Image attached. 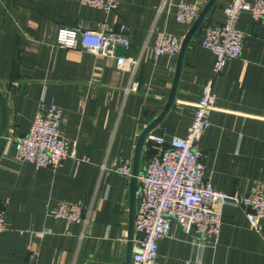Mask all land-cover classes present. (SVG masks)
<instances>
[{"label": "crops", "instance_id": "crops-1", "mask_svg": "<svg viewBox=\"0 0 264 264\" xmlns=\"http://www.w3.org/2000/svg\"><path fill=\"white\" fill-rule=\"evenodd\" d=\"M177 0H118L111 12L76 0H0V92L6 99L7 136L28 132L42 100L62 110L60 134L74 146L75 159L56 169L12 161L14 144L0 145V201H7V230L0 234V264H125L130 178L115 173L121 159H133L137 138L159 115L169 96L177 55L151 56L157 27L180 38L191 24L175 20ZM198 13L209 0H185ZM230 0H215L188 43L174 102L150 131L182 136L196 101L209 83L216 94L210 125L198 139L206 176L228 195L264 189V25L247 11L237 27L245 34L238 59L215 74L213 56L200 40L205 25L223 18ZM61 19L73 21L64 25ZM127 28L129 46L116 55L140 57L133 78L117 69L111 56L94 55L78 45L56 44L59 27L110 31ZM16 78L10 83L13 65ZM134 80L136 91L124 92ZM152 143L144 142L140 171ZM90 207L86 228L56 219L61 202ZM83 230L84 236L79 239ZM22 231V232H21ZM34 231H45L42 237ZM134 229V236L136 235ZM197 235L176 220L157 242V264H264V240L248 226L241 208L221 207L219 234L197 248ZM133 247V246H132Z\"/></svg>", "mask_w": 264, "mask_h": 264}, {"label": "built area", "instance_id": "built-area-1", "mask_svg": "<svg viewBox=\"0 0 264 264\" xmlns=\"http://www.w3.org/2000/svg\"><path fill=\"white\" fill-rule=\"evenodd\" d=\"M82 5L111 12L118 7V0H76ZM166 0H162L159 10ZM175 20L191 24L196 18V7L185 0L174 4ZM247 11L253 22L264 25V0H230L223 8V18L213 25H205L200 44L213 56L212 70L219 73L228 61L238 59L242 53L245 34L237 27L239 14ZM56 44L64 48L78 45L94 55L111 56L117 69H128L133 78L140 64V57L116 55L118 45L129 46L127 28L120 24L116 29L105 31L92 28L61 26L56 33ZM180 48V38L157 27L149 45L153 57H175ZM138 83L132 80L124 92L136 91ZM216 94L210 83L205 86L196 101L191 117L182 136L165 137L149 132L146 141L155 145V153L147 160L137 179L140 196L136 200L134 218V244L131 264H157V242L169 232L171 222L176 220L186 234L194 232L197 248L203 249L210 239L215 242L221 224V207L232 204L242 209L248 226L264 240V189L257 188L244 195H228L215 189L208 181L203 162V152L198 139L210 125ZM62 110L53 102L42 100L36 110L28 132L20 136H6L14 144L12 161L28 163L34 168L56 169L64 159H75L74 146L60 134ZM130 158L120 160L113 172L131 177ZM0 201V234L7 230L5 206ZM91 214L90 207L79 202H61L53 217L67 223H78L86 228ZM22 232V231H21ZM45 231H34L42 237ZM84 236L83 230L79 239ZM33 264H38L33 261Z\"/></svg>", "mask_w": 264, "mask_h": 264}, {"label": "water", "instance_id": "water-1", "mask_svg": "<svg viewBox=\"0 0 264 264\" xmlns=\"http://www.w3.org/2000/svg\"><path fill=\"white\" fill-rule=\"evenodd\" d=\"M214 2L215 0H209L206 3V5L197 14L196 18L192 21L190 28L188 29L187 33L185 34V36L183 37L180 43L179 52L177 54L172 87L169 96L167 98V101L164 107L162 108L161 112L159 113V115L144 127V129L141 131V133L137 138L134 155L132 159L131 177L129 182L128 234H127L125 264H131V253H132L133 235H134V218L136 215L135 206H136V200L140 196V187L138 184L137 176L140 172V157L145 142V138L147 134L162 120V118L171 109L174 102L175 92L178 84V79L180 76L182 61L186 47L190 42L193 34L197 30V28L200 26V24L209 14V11L212 8ZM60 22L63 23L64 25H70V26L73 24V21L67 19H61ZM116 52L123 53L124 47L122 45H118L116 47ZM16 75H17V65L15 64L12 67V71L8 79V88L10 87V83L16 78ZM6 126H7L6 99L0 92V145L7 136Z\"/></svg>", "mask_w": 264, "mask_h": 264}, {"label": "trees", "instance_id": "trees-1", "mask_svg": "<svg viewBox=\"0 0 264 264\" xmlns=\"http://www.w3.org/2000/svg\"><path fill=\"white\" fill-rule=\"evenodd\" d=\"M156 147H155V145H151V147L149 148V152H147V156H148V159L155 153V149Z\"/></svg>", "mask_w": 264, "mask_h": 264}]
</instances>
